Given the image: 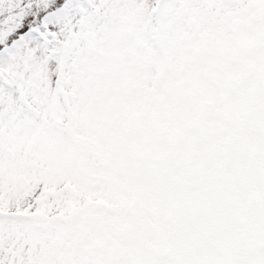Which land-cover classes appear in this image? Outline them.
Segmentation results:
<instances>
[{
    "label": "snow or ice",
    "instance_id": "obj_1",
    "mask_svg": "<svg viewBox=\"0 0 264 264\" xmlns=\"http://www.w3.org/2000/svg\"><path fill=\"white\" fill-rule=\"evenodd\" d=\"M0 264H264V0H0Z\"/></svg>",
    "mask_w": 264,
    "mask_h": 264
}]
</instances>
